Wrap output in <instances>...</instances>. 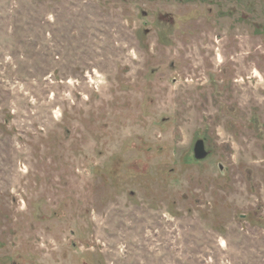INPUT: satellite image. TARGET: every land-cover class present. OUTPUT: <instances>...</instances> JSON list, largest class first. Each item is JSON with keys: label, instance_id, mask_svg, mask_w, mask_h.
I'll list each match as a JSON object with an SVG mask.
<instances>
[{"label": "rangeland", "instance_id": "rangeland-1", "mask_svg": "<svg viewBox=\"0 0 264 264\" xmlns=\"http://www.w3.org/2000/svg\"><path fill=\"white\" fill-rule=\"evenodd\" d=\"M0 264H264V0H0Z\"/></svg>", "mask_w": 264, "mask_h": 264}, {"label": "water", "instance_id": "water-1", "mask_svg": "<svg viewBox=\"0 0 264 264\" xmlns=\"http://www.w3.org/2000/svg\"><path fill=\"white\" fill-rule=\"evenodd\" d=\"M194 158L199 159L206 156L207 151L204 149L202 140L198 139L193 147Z\"/></svg>", "mask_w": 264, "mask_h": 264}]
</instances>
